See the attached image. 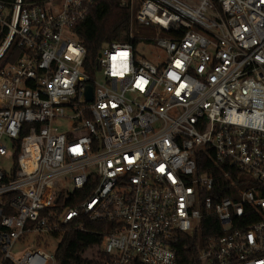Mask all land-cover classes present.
Here are the masks:
<instances>
[{"label": "built area", "instance_id": "2783aa9c", "mask_svg": "<svg viewBox=\"0 0 264 264\" xmlns=\"http://www.w3.org/2000/svg\"><path fill=\"white\" fill-rule=\"evenodd\" d=\"M94 5L0 0V264L97 222V264H264V0H120L87 70Z\"/></svg>", "mask_w": 264, "mask_h": 264}, {"label": "trees", "instance_id": "16d2710c", "mask_svg": "<svg viewBox=\"0 0 264 264\" xmlns=\"http://www.w3.org/2000/svg\"><path fill=\"white\" fill-rule=\"evenodd\" d=\"M12 2L14 0H4ZM44 0H24L26 3H41ZM132 26L131 14L120 7V0H95L88 16L76 28L75 34L87 50L85 68L97 67V59L102 48L114 42H131L137 45L140 39L130 38ZM21 50L13 46L7 55L4 65L15 62ZM201 171L214 172L213 161L207 158L201 165ZM243 184V182H241ZM108 222L87 223L84 231L67 232L56 251L57 264L83 262L97 264L103 239L109 231ZM5 264H13L6 262Z\"/></svg>", "mask_w": 264, "mask_h": 264}, {"label": "rangeland", "instance_id": "374dc122", "mask_svg": "<svg viewBox=\"0 0 264 264\" xmlns=\"http://www.w3.org/2000/svg\"><path fill=\"white\" fill-rule=\"evenodd\" d=\"M137 52L142 56L145 57L146 59L152 61V62H156L158 56H162L161 51H159L158 49H155L153 47H146V46H140L137 49ZM96 81L98 82H102L103 81V76L102 75H97L96 76ZM18 255V254H16Z\"/></svg>", "mask_w": 264, "mask_h": 264}, {"label": "water", "instance_id": "95a60500", "mask_svg": "<svg viewBox=\"0 0 264 264\" xmlns=\"http://www.w3.org/2000/svg\"><path fill=\"white\" fill-rule=\"evenodd\" d=\"M90 90H91V88H90Z\"/></svg>", "mask_w": 264, "mask_h": 264}]
</instances>
